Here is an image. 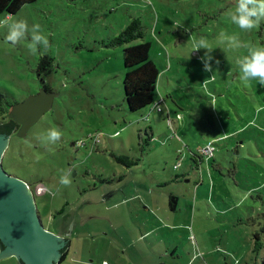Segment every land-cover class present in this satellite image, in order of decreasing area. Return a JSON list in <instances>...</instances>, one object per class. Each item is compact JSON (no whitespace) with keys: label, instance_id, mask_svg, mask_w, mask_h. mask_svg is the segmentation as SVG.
<instances>
[{"label":"rangeland","instance_id":"obj_1","mask_svg":"<svg viewBox=\"0 0 264 264\" xmlns=\"http://www.w3.org/2000/svg\"><path fill=\"white\" fill-rule=\"evenodd\" d=\"M234 5L37 0L11 15L41 25L49 48L36 53L30 39L5 43L0 28V122L41 85L58 95L24 137L11 135L2 168L44 188L35 204L44 229L69 245L63 264H264V85L241 82L236 63L249 45L264 48V21L240 30L226 15ZM134 20L142 37L115 44ZM190 37L206 39L218 70L203 71L205 50L192 54ZM144 43L159 72L155 103L132 113L123 53ZM44 57L50 73L39 75ZM50 128L62 132L56 144L44 142Z\"/></svg>","mask_w":264,"mask_h":264},{"label":"water","instance_id":"obj_2","mask_svg":"<svg viewBox=\"0 0 264 264\" xmlns=\"http://www.w3.org/2000/svg\"><path fill=\"white\" fill-rule=\"evenodd\" d=\"M57 97L41 88L15 104L8 117L20 125L17 136L24 137L52 109ZM16 129L13 123L0 125V261L14 257L19 264H59L67 241L44 229L33 190L2 168V156Z\"/></svg>","mask_w":264,"mask_h":264},{"label":"clouds","instance_id":"obj_3","mask_svg":"<svg viewBox=\"0 0 264 264\" xmlns=\"http://www.w3.org/2000/svg\"><path fill=\"white\" fill-rule=\"evenodd\" d=\"M226 15L231 23L236 25L240 30L251 32L264 21V0H235L234 7L229 8ZM3 27L7 28V36L5 39V43L7 44L15 46L25 39H30L28 48L32 53H36L40 49L47 51L49 48V40L47 36L42 34L41 25L38 23H34L29 28L26 21L13 20L11 14H8L0 19V28ZM218 39L221 42L226 41L229 48H239L241 46L236 36L227 37L224 33H220ZM187 43L191 44L193 49L192 54L198 53L202 49L205 50L203 55L200 56V63L203 65L204 72L213 73L215 70H218L221 61L215 59L213 50L204 37L199 39L190 37ZM236 63L241 73V82L247 85L252 80H258L261 85H264V48L249 45L248 55L237 59ZM207 81L208 79H205L204 83L206 84ZM119 135L120 132L115 133V136ZM61 136L62 132L58 128H50L44 136V142L47 144H56L60 141ZM59 182L64 186H69L71 183L70 172L62 174ZM32 190L36 195L35 189Z\"/></svg>","mask_w":264,"mask_h":264},{"label":"trees","instance_id":"obj_4","mask_svg":"<svg viewBox=\"0 0 264 264\" xmlns=\"http://www.w3.org/2000/svg\"><path fill=\"white\" fill-rule=\"evenodd\" d=\"M35 2H37V0H0V17L2 15L8 14L15 15L19 13L24 6L33 4ZM141 37L142 30L140 22L138 20H134L130 24V26L119 37L116 38L115 44H128ZM149 53V43L138 44L129 47L125 49L123 53V61L126 69V73L123 80V88L127 108L132 113L139 112L144 108L151 106L155 103V93L157 90L159 72L155 65L151 62L149 58ZM51 62L52 59H48L47 57H44L40 60L38 66L39 75H42L43 72H46L45 66L49 65ZM49 73L50 72H46V74ZM44 88L46 91L51 92L47 86H44ZM8 114L9 110L6 113L5 118H3V120L0 122V125L5 123L15 124L17 126V129L10 134L13 135L16 134V132L18 131L19 126L15 121L11 120L8 117ZM215 144L216 143H213L214 146ZM124 159H126V157L118 158V160L121 162H124ZM38 187L42 186H37V188ZM171 201L176 203L177 197L171 196ZM171 209H175L173 204H171ZM256 238L259 240L258 236H256ZM68 247L69 245H67V248L64 251V254L60 260V264H63L65 262Z\"/></svg>","mask_w":264,"mask_h":264},{"label":"built area","instance_id":"obj_5","mask_svg":"<svg viewBox=\"0 0 264 264\" xmlns=\"http://www.w3.org/2000/svg\"><path fill=\"white\" fill-rule=\"evenodd\" d=\"M155 110L156 111H162V109L159 105H155ZM214 152H215V146L213 145V143H210L208 145V147L203 151V154L207 160H210L212 158V156L214 155ZM43 192H44V188H42V187H38L35 189V193L42 194Z\"/></svg>","mask_w":264,"mask_h":264},{"label":"flooded vegetation","instance_id":"obj_6","mask_svg":"<svg viewBox=\"0 0 264 264\" xmlns=\"http://www.w3.org/2000/svg\"><path fill=\"white\" fill-rule=\"evenodd\" d=\"M43 82V81H42ZM41 88H43V89H45L42 85H41ZM38 92H39V90H38ZM17 125L20 127V125L17 123ZM70 227H67L66 228V231L69 229ZM68 234V233H67ZM63 254H64V252H63ZM60 264V263H59Z\"/></svg>","mask_w":264,"mask_h":264},{"label":"crops","instance_id":"obj_7","mask_svg":"<svg viewBox=\"0 0 264 264\" xmlns=\"http://www.w3.org/2000/svg\"><path fill=\"white\" fill-rule=\"evenodd\" d=\"M67 253H69V251L67 250Z\"/></svg>","mask_w":264,"mask_h":264}]
</instances>
